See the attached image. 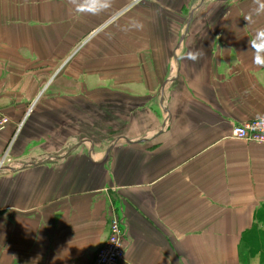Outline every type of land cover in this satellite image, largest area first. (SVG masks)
<instances>
[{"label": "crops", "instance_id": "crops-1", "mask_svg": "<svg viewBox=\"0 0 264 264\" xmlns=\"http://www.w3.org/2000/svg\"><path fill=\"white\" fill-rule=\"evenodd\" d=\"M193 1L0 0V264L264 261V0Z\"/></svg>", "mask_w": 264, "mask_h": 264}, {"label": "built area", "instance_id": "built-area-1", "mask_svg": "<svg viewBox=\"0 0 264 264\" xmlns=\"http://www.w3.org/2000/svg\"><path fill=\"white\" fill-rule=\"evenodd\" d=\"M32 112L33 108H29L25 117L19 121L11 139L12 142L15 141ZM10 122L9 116L0 115V132L4 131ZM231 136L246 142L264 144V115L235 124L232 128ZM126 237V222L114 212L110 219L108 237L98 250L93 264H127Z\"/></svg>", "mask_w": 264, "mask_h": 264}, {"label": "rangeland", "instance_id": "rangeland-1", "mask_svg": "<svg viewBox=\"0 0 264 264\" xmlns=\"http://www.w3.org/2000/svg\"><path fill=\"white\" fill-rule=\"evenodd\" d=\"M202 2H204V0H194L193 1V10H195L196 9V7L199 5V4H201ZM182 6H184V5H182ZM188 8L189 7H187V10H188ZM109 20H111V19H109ZM105 26V24L103 25V27ZM102 30H98V31H96L95 32V35H98L100 32H101ZM90 38V37H89ZM91 38H92V36H91ZM90 38V39H91ZM47 87L48 86H45V88L47 89ZM45 90V89H44ZM44 90H42V91H40L38 94H36L35 96H36V98L34 99V100H31V101H29V105H28V109L29 108H33V112L31 113V115L27 118V120L30 118L31 119V117H32V115L34 114V110H35V108L36 109H38L39 107H40V99H41V94H42V92L44 91ZM27 109V110H28ZM27 110H26V112L23 114V118L25 117V115H26V113H27ZM33 118V117H32ZM54 118V117H53ZM65 123L67 124V125H71V124H74V123H76L75 122V120L72 118V117H65ZM75 119H76V117H75ZM26 120V121H27ZM30 121V120H29ZM88 121H89V118L88 117H81V120H80V124H81V128H80V131H81V138L82 137H84V138H86L88 135H95V136H97V137H103L104 136V132L103 131H99V129L97 130V132H94V133H88L89 131H87L86 130V128H85V126H83L82 124L85 122V124H88ZM100 121L102 122V123H104L103 121H102V119H100ZM115 122V121H114ZM102 135V136H101ZM252 235L253 236H255V238L257 239V240H259V242L260 243H258V245H257V252H260L261 254H262V257H264V229H257L255 232H253L252 233ZM243 249L244 250H246V251H248V245L246 244L245 245V247H244V245H243ZM260 255V254H259ZM259 257L260 256H257L256 258H253V257H250V255H249V253L247 252L246 253V255H244L243 257H242V259H241V263L242 264H264V261L263 260H260L259 259Z\"/></svg>", "mask_w": 264, "mask_h": 264}]
</instances>
